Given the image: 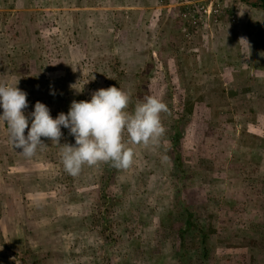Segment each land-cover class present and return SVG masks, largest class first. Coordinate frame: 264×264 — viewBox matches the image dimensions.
<instances>
[{"label": "rangeland", "instance_id": "1", "mask_svg": "<svg viewBox=\"0 0 264 264\" xmlns=\"http://www.w3.org/2000/svg\"><path fill=\"white\" fill-rule=\"evenodd\" d=\"M17 81L26 114L37 101L67 114L113 85L129 111L154 95L169 112L158 143L125 136L129 168L77 176L61 160L69 129L26 158L0 121V264H264L258 0H0V83ZM186 209L214 230L206 263Z\"/></svg>", "mask_w": 264, "mask_h": 264}, {"label": "clouds", "instance_id": "2", "mask_svg": "<svg viewBox=\"0 0 264 264\" xmlns=\"http://www.w3.org/2000/svg\"><path fill=\"white\" fill-rule=\"evenodd\" d=\"M243 54L251 53L245 48ZM131 99V93L121 87L100 88L92 93L90 100H74L67 114L61 112L53 118L49 107L39 101L34 111L26 114L27 93L18 87V81L0 83V108L3 109L0 121L6 125L12 147L26 158L34 157L46 146L42 137L61 145V128L69 129L75 144H62L61 160L71 176L79 175L85 165L101 162L127 169L133 164L135 153L125 136L132 144L158 143L166 131L161 113L169 112L162 98L154 95L144 97L129 111ZM25 129H28L27 135Z\"/></svg>", "mask_w": 264, "mask_h": 264}, {"label": "trees", "instance_id": "3", "mask_svg": "<svg viewBox=\"0 0 264 264\" xmlns=\"http://www.w3.org/2000/svg\"><path fill=\"white\" fill-rule=\"evenodd\" d=\"M261 5L264 7V0H258ZM177 136V135H175ZM184 217H183V223L185 225V227L187 228H191L193 230H197L198 233L201 235V248H202V260L207 261L208 257H209V237H210V231H214L213 229L209 228L207 230H205V228H203L202 226H199L196 224V222L193 220V215L192 212L189 211L188 209L185 210V212L183 213ZM186 231V230H185ZM249 240L251 243L256 244L257 243V237L256 236H248V235H244L243 236V240Z\"/></svg>", "mask_w": 264, "mask_h": 264}, {"label": "crops", "instance_id": "4", "mask_svg": "<svg viewBox=\"0 0 264 264\" xmlns=\"http://www.w3.org/2000/svg\"><path fill=\"white\" fill-rule=\"evenodd\" d=\"M163 5H168V4H163ZM163 5H162V6H163Z\"/></svg>", "mask_w": 264, "mask_h": 264}]
</instances>
